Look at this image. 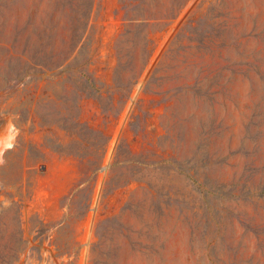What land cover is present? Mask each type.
Returning a JSON list of instances; mask_svg holds the SVG:
<instances>
[{"label":"rangeland","instance_id":"obj_1","mask_svg":"<svg viewBox=\"0 0 264 264\" xmlns=\"http://www.w3.org/2000/svg\"><path fill=\"white\" fill-rule=\"evenodd\" d=\"M0 264H264V0H0Z\"/></svg>","mask_w":264,"mask_h":264},{"label":"clouds","instance_id":"obj_2","mask_svg":"<svg viewBox=\"0 0 264 264\" xmlns=\"http://www.w3.org/2000/svg\"><path fill=\"white\" fill-rule=\"evenodd\" d=\"M15 129V135L11 138L0 137V167L7 164L6 155L7 153L14 151L19 145V139L21 136V131L17 125H13Z\"/></svg>","mask_w":264,"mask_h":264},{"label":"bare ground","instance_id":"obj_3","mask_svg":"<svg viewBox=\"0 0 264 264\" xmlns=\"http://www.w3.org/2000/svg\"><path fill=\"white\" fill-rule=\"evenodd\" d=\"M13 136V132L12 133H8V135L6 137L11 138Z\"/></svg>","mask_w":264,"mask_h":264}]
</instances>
